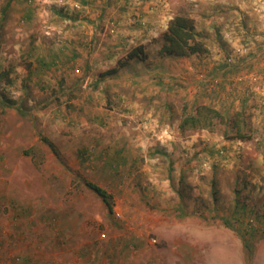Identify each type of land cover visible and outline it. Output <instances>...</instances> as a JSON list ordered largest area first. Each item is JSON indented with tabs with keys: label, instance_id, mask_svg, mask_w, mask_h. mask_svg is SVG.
Wrapping results in <instances>:
<instances>
[{
	"label": "rangeland",
	"instance_id": "rangeland-1",
	"mask_svg": "<svg viewBox=\"0 0 264 264\" xmlns=\"http://www.w3.org/2000/svg\"><path fill=\"white\" fill-rule=\"evenodd\" d=\"M180 13L205 55H157ZM263 128L264 0H0V264H264Z\"/></svg>",
	"mask_w": 264,
	"mask_h": 264
},
{
	"label": "trees",
	"instance_id": "trees-1",
	"mask_svg": "<svg viewBox=\"0 0 264 264\" xmlns=\"http://www.w3.org/2000/svg\"><path fill=\"white\" fill-rule=\"evenodd\" d=\"M161 46L157 55L162 58L182 57V56H203L208 52L206 37L197 30L195 19L191 15L180 13L176 15L169 23L168 29L162 35ZM150 54L147 53L144 46L135 47L127 57V60L119 61L116 68L102 74L103 77L118 75L119 72L128 67L129 61H147ZM245 111L237 112L233 115L230 111L217 109L211 104L194 103L186 105L183 109V116L180 123L182 130H207L214 132L220 126L224 127L227 137L232 134L240 141L250 140L249 132L252 131L250 118ZM264 129V128H263ZM43 141L49 146L55 155L59 152L56 145L44 137ZM263 154H264V145ZM86 185L94 191L105 203L107 210L112 214L114 212L113 197L104 188L92 182H86ZM264 203V200H263ZM228 222V221H227ZM229 224V223H228Z\"/></svg>",
	"mask_w": 264,
	"mask_h": 264
},
{
	"label": "crops",
	"instance_id": "crops-1",
	"mask_svg": "<svg viewBox=\"0 0 264 264\" xmlns=\"http://www.w3.org/2000/svg\"><path fill=\"white\" fill-rule=\"evenodd\" d=\"M61 240V239H60Z\"/></svg>",
	"mask_w": 264,
	"mask_h": 264
}]
</instances>
